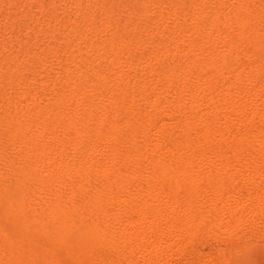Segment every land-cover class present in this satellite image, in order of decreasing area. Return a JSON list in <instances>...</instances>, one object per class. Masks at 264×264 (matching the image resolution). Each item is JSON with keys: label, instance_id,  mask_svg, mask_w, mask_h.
Returning <instances> with one entry per match:
<instances>
[{"label": "bare ground", "instance_id": "obj_1", "mask_svg": "<svg viewBox=\"0 0 264 264\" xmlns=\"http://www.w3.org/2000/svg\"><path fill=\"white\" fill-rule=\"evenodd\" d=\"M36 1L45 13L57 2ZM208 1L59 0L80 20L65 40L100 37L96 53L113 54L125 120L107 78L86 76L85 57L67 60L59 88L0 71V88L13 92L0 107L19 116L0 117V264H172L205 237L217 254L193 253L194 264H264V0ZM142 10L154 18L129 37ZM45 44L44 55L22 57L34 74L57 59ZM190 49L194 59L175 60ZM38 92L57 96L52 116Z\"/></svg>", "mask_w": 264, "mask_h": 264}, {"label": "rangeland", "instance_id": "obj_2", "mask_svg": "<svg viewBox=\"0 0 264 264\" xmlns=\"http://www.w3.org/2000/svg\"><path fill=\"white\" fill-rule=\"evenodd\" d=\"M13 1L10 2V3L13 4V5L15 4L14 7L12 5H10V3H8L7 5L9 7V9H8V7L5 4V5H3L5 10L3 9V10H1L2 12L0 11L1 12V14H0L1 18H3L4 20H6L5 18H7L9 22L13 23L12 24L13 28L9 27L10 29H8V36H7L8 38L6 37L5 40L0 43V71L4 67L5 68H11V69L17 70V71L19 70V72H21L23 75L26 76V77H24V76L23 77L25 79H27L28 83L31 82L30 83L31 87L38 86L37 84H39L40 82H48V81L51 82V83L53 82L55 84V86L58 87L61 84V83H59V81H61L60 77H59L60 76L59 74H62L63 69L65 68V66L67 64L66 63L67 60L70 57H72V55L74 57H76V58L78 57V59H80V58L83 59L85 57V59L87 58V60H88L87 62L88 63L83 65L82 68L85 71L86 76L89 79H91V78L93 79L92 74H93L95 69H98V72L103 74L102 76H105L107 78V82H108L107 83V85H108L107 89L111 93L112 98L114 99V101L117 104V108L119 110L118 112L120 113V118H122V120L127 119L129 113L126 111V109L124 107H122V105L119 106L121 104L120 101H122V100H120L121 96L118 97L119 94H117V90L119 88L116 86V83L112 81V78H113L112 74L113 73H112L111 69H113L112 68L114 66L113 62H115L114 58H112L113 54H110V53L107 54L106 53V55H105V54H103V52H100L101 54L100 53L99 54L96 53L97 48L100 47L99 44L101 43V38L99 37L100 39L99 38L94 39L91 42V44L79 43V42H70V41L65 40V35L67 33H70L75 28V24H74L75 19H76V21L78 20L77 17H75L73 13L68 12V6H69L68 3L64 4L63 2L60 3L59 0H56L57 2L54 4V7L53 6L47 7L48 9L46 8L47 12L45 13L44 11L42 12L40 10V3L37 2L36 0H35V2H29V1L27 2L25 0H22V1L18 0L19 2H16V1L13 2ZM23 1L25 2V4H23L24 3ZM45 1H43V2H45V3L48 2L47 0H45ZM114 1H118V0H114ZM128 1L131 3V5L132 4L136 5V4H139L140 0H128ZM210 1L211 0H209L208 2H210ZM20 2H21V4H20ZM231 3L226 2V5H227L226 7H228V9H230V10H231V8L233 9L235 6H237L236 3H234V2H231ZM81 4H83V3L81 2ZM232 5H233V7H232ZM61 13H63V14H61ZM8 14H9V16H8ZM59 14H61V15H59ZM142 14L143 15H141V17H140L141 19L140 18H134V22L132 21L131 25H127L126 26L127 29H128L127 31H128V36L129 37H130V35L132 37V35L134 33V29L132 30L133 25H135V24L139 25V24L142 23L141 26H143V25H146L147 23H149L154 18L153 13L151 14V13L148 12L146 14L145 11L142 10ZM145 14L146 15L149 14V16H147L145 18V16H146ZM21 15L25 19L23 17H21ZM55 16H57V17H55ZM9 18H11V19H9ZM149 19H151V20H149ZM78 21H80V20H78ZM48 22H49L48 28H45L46 26L44 27L43 24L44 23L46 24ZM21 23H22V25H21ZM123 23H124L123 20H121L120 23L118 22L117 23V26H118L117 28H122V26H124ZM15 24H17V25H15ZM24 24H27V25H24ZM28 24H29V26H28ZM119 25H122V26H119ZM29 27L31 29H29ZM174 27L175 26L173 25V23L170 22V24L168 23L165 28H163V29L161 28L162 30L159 31V32H161L162 38L165 36V41L166 40L169 41L170 37L173 36L172 34L174 32H172V31H174ZM150 37L151 36H149V38ZM31 43L35 44V46L33 44H31ZM45 43L54 44L57 59H55L54 61H52L50 63L51 64L50 65L51 66V72L49 74H47L45 71H41L39 69H36L35 74H34L35 68L34 67H32L34 69L31 68V66H34V65H33V63H29L30 62L29 59L32 60L31 56H33V58H34V57H36V55H38V56L44 55L46 53V51H47V50H45L46 45H47ZM26 44H28V45L31 44V48L28 47L29 49H25V45ZM24 49L26 51H24ZM43 51H44V53H43ZM20 56H21V58H19ZM24 56H26L27 58L29 57L28 58L29 62L27 60H25V61L27 63H29L28 65L30 66V68H28L29 66H27V68H26L27 64H26V62H24V60H22L23 59L22 57H24ZM194 56H195V53L191 49L190 50H184V51H182L181 54H179L176 57L175 60L176 61L178 60V62L179 61L183 62V61H186V60L190 61V60L194 59ZM18 58H19V60H18ZM27 58L24 57V59H27ZM21 64H23V65H21ZM23 66H25V67H23ZM22 67H23V69H30V71L32 69L33 70L32 71L33 72V74H32L33 76L27 75L26 72L24 73V71H26V70L23 71ZM56 72L58 74V77H56L57 76ZM137 77L140 78V79H142V78L145 79L146 75L143 72H139V73H137ZM153 78H155V76ZM110 81H112V82L110 83ZM113 85L115 86V89H114ZM124 85H129V84L128 83H124ZM122 86H123V84H122ZM137 87H138V89L140 88L139 86H137ZM58 88H56V90ZM7 91H9V92H7ZM10 91H11V88L8 89V87L7 88L4 87V89L0 88V96H1V93H2V95L4 94V96L6 94L8 96H10L13 93V92H10ZM59 92L60 91L58 90V93L56 92V95L57 94L60 95L61 92L60 93ZM113 93L115 95H113ZM118 93H120L119 90H118ZM56 95L55 94H51V93L49 94V93L38 92V94L36 96L38 103L39 104L41 103L40 105H42V107H44V108H48L49 107L48 111L50 112L49 113L50 116H52L54 114V111L56 110L55 107L53 106L54 102H57L58 99L61 97V95L60 96L57 95L58 96V99H57ZM8 96H6V97H8ZM116 99H118V100H116ZM118 103H119V105H118ZM13 107L15 108L16 105L15 106H11L10 108L12 109ZM19 107H20V105H19ZM19 107H17V108H18V111H21L20 113H22L23 111L26 114L29 113V111L23 110V109H21V107L20 108ZM51 108H53V109L51 110ZM144 109H146V107L142 108L141 112ZM7 111L9 112V110H6V108L3 109V108L0 107V117L4 118V114ZM51 112H52V114H51ZM26 114H22V115H24V117H26ZM5 115H6V118L9 117L11 119H14L15 121H17L16 118L19 117L18 113L16 115H14L15 117L18 116L16 118H14V117L12 118L13 115L11 116V114L9 115V113L5 114ZM142 141L143 140H140V142H139V144H141L140 146L144 145L142 143ZM71 150L68 148L67 151L66 150L64 151L65 152L64 154H65L66 157H68L69 155L72 154ZM72 152H73V150H72ZM148 152H150L149 148H148ZM50 166H53V165H50ZM47 172L49 173L50 170L49 171L47 170ZM47 172H46V174L48 176L46 174L45 175L47 177H49L50 174H48ZM249 233H250L249 231L246 232V234H249ZM261 244H264V240H262ZM217 246H218V244H217L216 240L214 238H211V237H205L204 240H202L201 242L188 241L182 247L179 256L177 255V256H174L175 258L173 257L172 264H183V263L184 264H188V263L192 264V262L194 264V261L191 262V260H193L192 259L193 258V255H192L193 253H196L198 256H200L201 257V261L204 262L205 259H207L206 257H208L210 255H214L215 256V254H217L216 253L217 252L216 251L217 250V248H216ZM203 264H205V263H203Z\"/></svg>", "mask_w": 264, "mask_h": 264}]
</instances>
